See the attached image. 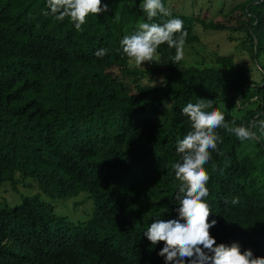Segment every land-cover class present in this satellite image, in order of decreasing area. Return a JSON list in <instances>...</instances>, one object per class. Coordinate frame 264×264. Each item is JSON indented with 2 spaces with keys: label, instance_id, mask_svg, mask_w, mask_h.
<instances>
[{
  "label": "trees",
  "instance_id": "trees-1",
  "mask_svg": "<svg viewBox=\"0 0 264 264\" xmlns=\"http://www.w3.org/2000/svg\"><path fill=\"white\" fill-rule=\"evenodd\" d=\"M142 2L102 0L109 10L89 15L77 31L70 18H54L47 0H0V188L20 173L36 178L51 198L87 191L94 200L91 217L76 224L40 194L14 207L0 203V264H165L158 255L163 242L151 245L144 233L154 220L177 216L173 164L181 161L178 141L192 131L182 109L211 99L205 111L222 112L233 127L256 121L252 130L260 137L264 0H241L212 18L169 9L171 17L152 21ZM170 18L183 20L186 44L200 41L196 24L242 34L260 80L233 55L217 56L213 66L173 64L176 49L166 44L158 49L162 67H131L123 37L140 22ZM102 48L107 54L98 57ZM160 73L162 83L144 82ZM223 88L252 93L241 101L222 95ZM228 102L242 113L224 108ZM216 133L221 140L204 165L210 220L218 221L211 234L217 244L239 242L242 251L264 257V184L253 178L256 166L244 154L248 141L224 128ZM253 141L264 160V138Z\"/></svg>",
  "mask_w": 264,
  "mask_h": 264
},
{
  "label": "clouds",
  "instance_id": "clouds-1",
  "mask_svg": "<svg viewBox=\"0 0 264 264\" xmlns=\"http://www.w3.org/2000/svg\"><path fill=\"white\" fill-rule=\"evenodd\" d=\"M47 6L57 21L70 18L77 31L82 30L89 15L98 16L109 10L108 4L102 3V0H47ZM140 8L149 21L158 14L172 16L162 0H143ZM187 36L180 18H170L163 24L140 22L137 31L124 36L120 45L130 63L134 62L136 67L146 62L160 63L158 49L163 44L176 49L172 62L177 64L184 58ZM107 51L102 48L96 55L102 57ZM211 107V99H202L196 104L189 102L182 109V113L192 122V131L178 141L176 151L181 155V161L173 164L175 178L180 182L176 196L177 216L154 220L144 236L151 245L157 246L163 242L158 255L164 258L165 264H264V257L255 256L250 248L242 251L239 242L217 244L210 230L218 221L210 220L212 211L205 199L209 196L206 185L210 176L204 168L211 159L210 150H215L217 142L221 140L216 129L224 128L242 142L258 140L264 138V120L259 121L258 137L252 130L257 127L256 121L251 122V127H233L225 121L222 112L205 111ZM232 203H239V199L234 198Z\"/></svg>",
  "mask_w": 264,
  "mask_h": 264
},
{
  "label": "rangeland",
  "instance_id": "rangeland-1",
  "mask_svg": "<svg viewBox=\"0 0 264 264\" xmlns=\"http://www.w3.org/2000/svg\"><path fill=\"white\" fill-rule=\"evenodd\" d=\"M166 8L173 9L178 12L192 14H206L210 18L215 17L220 10H228L235 3L241 0H162ZM195 33L199 36L200 41L194 44H186L184 46V60L187 64L197 66H213L216 64L217 56L233 55L235 62L238 65L248 66L251 70V75L254 80H260L261 71L258 65H255L244 47L241 39L243 35L239 32L232 33L228 31L204 29L201 25H195ZM159 56V55H158ZM160 59V56H159ZM264 63L263 60H259ZM131 67H136L134 62L130 63ZM258 66V67H257ZM147 67H162L160 63L152 62L145 63L139 68ZM163 81V74L148 75L145 83L160 84ZM225 97L239 96L240 100L249 99L252 90L247 89L243 94L240 91L230 92L227 88L221 90ZM242 95V96H241ZM256 98L251 99V103L255 102ZM250 103V104H251ZM249 104V105H250ZM254 103L251 104L253 106ZM171 103L167 102L163 107L162 117H167ZM235 115H240L242 112L236 109L231 103H225L224 108H227ZM260 147L253 141H248L244 149V154L251 157L256 170L253 178L260 184H264V160L260 155ZM40 194L41 198L50 202L54 206L55 214L66 216L70 222L76 224L88 220L94 210V200L90 197L89 192L83 191L76 196L69 198H51L43 193L38 185V180L32 176H24L20 173L16 175V183L8 182L0 188V203L6 204L9 207L20 205L25 197H31Z\"/></svg>",
  "mask_w": 264,
  "mask_h": 264
}]
</instances>
